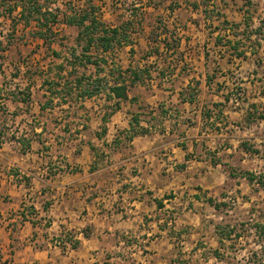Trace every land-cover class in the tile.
<instances>
[{
	"label": "crops",
	"instance_id": "0c3cea01",
	"mask_svg": "<svg viewBox=\"0 0 264 264\" xmlns=\"http://www.w3.org/2000/svg\"><path fill=\"white\" fill-rule=\"evenodd\" d=\"M92 1L96 17L126 37L106 53L109 72L77 75L80 86L67 72L71 51L53 61L58 73L52 62L38 69L13 55L19 25L0 28V253L54 264H177L185 215L206 204L204 193L227 174L222 157L245 151L244 137L264 121L250 97L214 88L224 64L249 61L231 55L225 20L242 29L252 14L254 26L259 9L255 0H131L121 11L114 0ZM54 28L51 43L34 29L33 44L52 48L58 34L66 50L74 29L81 49L78 26Z\"/></svg>",
	"mask_w": 264,
	"mask_h": 264
},
{
	"label": "rangeland",
	"instance_id": "374dc122",
	"mask_svg": "<svg viewBox=\"0 0 264 264\" xmlns=\"http://www.w3.org/2000/svg\"><path fill=\"white\" fill-rule=\"evenodd\" d=\"M130 1L114 0V7L120 11L130 9L132 8ZM58 2L57 8L59 10L67 5L72 8H76L77 5L76 0H58ZM243 3V0L237 2L239 5ZM254 3L255 5L251 6L252 9L258 8L259 13L264 15V0H255ZM229 12L231 20L237 18V13L233 9L230 8ZM59 14L61 15V13ZM13 22L10 18L8 20L3 18L0 21V28L8 33L10 26L13 28ZM35 22L33 21V24L27 27L24 24L19 25V31L14 35L13 55H17L20 51L23 52L21 53L23 57L19 58L30 65L35 64L38 69H43L45 61L47 63L52 62L50 67H53L58 73L59 63L53 65V61L57 60L56 62H58V59L55 58L59 56L53 53L52 48L58 50L61 57H66L67 50L69 52L76 46L75 30L67 29L70 38L67 37V42L62 41L67 46L66 50L61 49V46L58 45L60 40H63L62 35L58 34L55 36V46L51 48L47 45L33 44V30L38 28ZM258 22L259 20L256 18L254 26H257ZM249 42L253 43L254 39ZM18 43L21 47L25 43H27L26 46L31 45L28 49L23 48L24 51H22L18 50ZM246 45L248 46L249 61H244V65L227 66L224 64L221 69H218L214 88L217 91L220 85L219 88L228 91L234 100L242 98L249 100L250 97L253 102L261 106L264 103V41L260 47L254 46L258 51L257 55L263 58L259 66L251 60L252 47L247 42ZM77 64L75 69L77 71H72V68L71 70L67 69L72 78L77 75L88 77L98 72H109V69H105L104 65H101L102 69H99L92 65H81L78 61ZM6 67L5 69L9 70L10 66L7 65ZM113 70L118 73L124 69L115 66ZM251 72L254 75L252 79L249 77ZM251 80L256 82L253 83ZM247 93L250 95L246 96ZM59 101L58 99L57 102ZM250 131L252 139H248L250 137L248 135L244 137L246 146L258 148L260 153L256 154L244 149L245 151L228 153L222 157L227 171L224 176H230L231 173L237 179L224 177L222 171L221 185L211 192L207 190L204 193L206 204L197 206V209L191 211L189 216L185 215V217H189V223L186 228L187 234L181 237L177 264H264V262L260 263L264 260V185H261L258 180L252 183L247 178L249 172H258L255 173L257 176L264 173V121L260 120V123ZM208 197L214 198L221 206L216 208L207 202Z\"/></svg>",
	"mask_w": 264,
	"mask_h": 264
},
{
	"label": "trees",
	"instance_id": "16d2710c",
	"mask_svg": "<svg viewBox=\"0 0 264 264\" xmlns=\"http://www.w3.org/2000/svg\"><path fill=\"white\" fill-rule=\"evenodd\" d=\"M55 0H5V3H0V18L7 17L12 19V26L14 29L20 25L29 26L33 24V21L37 23L36 36L42 37L47 42H54V27L64 21L65 23L76 25L80 28L77 36L78 46L72 48L69 53L72 64V71L77 68V61L79 64L87 66V64H95L97 68L102 69L101 65L108 63L106 53L112 48L114 42H120L126 37V34L119 32L116 28L107 27L101 20L95 15V5L92 0H84L83 6H77V8L71 7V13H64L62 18H59L58 8H53L52 5ZM79 2V0H77ZM83 1V0H80ZM251 3V2H250ZM2 7V9H1ZM19 8V11H18ZM17 11V12H16ZM259 24L253 26L252 14L246 18L242 24L243 27L240 29L241 24L225 20V24L229 29L233 37L228 40L231 47L230 53L236 57L248 58L246 42L252 47L251 57L254 58L255 63L260 65L262 57L258 56L257 50L254 48L255 45L261 46L264 41V15L258 14ZM251 39L254 42L250 43ZM256 41V42H255ZM245 43V45H244ZM242 45V46H241ZM93 48L95 50H93ZM53 53L60 55L59 51L53 49ZM98 69V70H99ZM83 78L76 77V85L80 86ZM118 95L125 96V87L123 85H116L113 87ZM252 106L255 109L257 117L264 119V103L261 105V110H258V104L254 103ZM260 106V105H259ZM242 147L247 151L253 153H260L258 148H251L246 146L245 142L242 143ZM247 178L250 182L258 180L261 185H264V173L260 176L253 172H249ZM207 202L213 204L216 208H219L221 204L217 203L212 197L207 198ZM264 262L260 261V263Z\"/></svg>",
	"mask_w": 264,
	"mask_h": 264
},
{
	"label": "built area",
	"instance_id": "2783aa9c",
	"mask_svg": "<svg viewBox=\"0 0 264 264\" xmlns=\"http://www.w3.org/2000/svg\"><path fill=\"white\" fill-rule=\"evenodd\" d=\"M3 226H4L3 219L0 218V228ZM62 242L63 241L61 239L55 240V243L57 245H61ZM0 264H54V263H41L38 261H20L15 257L13 252L10 251L7 252L6 254L0 253Z\"/></svg>",
	"mask_w": 264,
	"mask_h": 264
}]
</instances>
